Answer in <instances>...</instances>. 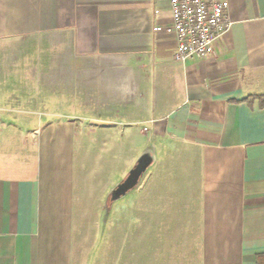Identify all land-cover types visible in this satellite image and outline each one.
Returning <instances> with one entry per match:
<instances>
[{
  "label": "crops",
  "instance_id": "obj_1",
  "mask_svg": "<svg viewBox=\"0 0 264 264\" xmlns=\"http://www.w3.org/2000/svg\"><path fill=\"white\" fill-rule=\"evenodd\" d=\"M225 1L233 26L217 56L182 64L168 0H0V144L9 129L17 141V127L32 129L34 157L33 171L0 175V264H74L86 166L121 160L126 175L147 151L154 161L132 190L135 241L115 260L111 227L105 264H257L264 0ZM36 60L42 89L17 92V70ZM49 105L59 114L47 119Z\"/></svg>",
  "mask_w": 264,
  "mask_h": 264
},
{
  "label": "rangeland",
  "instance_id": "obj_2",
  "mask_svg": "<svg viewBox=\"0 0 264 264\" xmlns=\"http://www.w3.org/2000/svg\"><path fill=\"white\" fill-rule=\"evenodd\" d=\"M20 64V59H17L16 67H20ZM41 72H43V69L40 60H36L34 63L29 64L26 71H22V73L17 70V92H19L21 88L24 91L30 90L31 88L32 91L39 93L42 87V82L40 83ZM32 75H35V77L33 80H30ZM22 78H26L27 80L23 81ZM21 84H24V86ZM54 99H57L56 96ZM52 104H55V102ZM55 108L56 106L49 105L47 111L42 110L39 114L47 119L53 118L59 114V111H56ZM66 114L73 116L74 113L69 110ZM16 115L21 116L23 114L17 112ZM26 116L32 117L30 115H25V117ZM30 130L26 127H17V134L21 137L18 141L13 137L12 129H9V132L5 133V135H1L5 139L4 143L0 144V175L9 176L14 171H20L17 169L22 166H25V171H33L34 164L32 162L34 157H32L31 154L33 150H31L29 140H27L28 135L30 137ZM81 130L87 131V136H92L91 131L94 132L96 130V134H98L103 129L85 128ZM21 131L22 133H19ZM88 131H90V133ZM26 142L28 145L25 146ZM94 148L96 149V154H98V150L102 149L103 145L101 143H96ZM81 156L82 153L80 157ZM28 157L30 161L28 166H26V159ZM136 163L131 168H129L131 164L129 163L128 173L126 175L125 173L127 171L124 169V163H121V160L117 162L114 161L111 165V163L96 156L90 163V171H87L89 169V164L86 166V171H84L83 175L84 183L81 186L82 190L78 202L79 207L76 208L75 213L74 264H105L104 242L105 236L106 238L109 237L111 227L112 253H114V251L116 253V258L113 256L115 260L119 259L118 249H120V243L124 245L125 248L128 247L131 241L134 243V194H132L134 190L128 193H131V196L123 200L124 202H122V204H119V201L122 199L113 202L110 197L112 191L119 183L126 179ZM95 169L101 171H94ZM83 170L84 168H82L81 163H77L76 171L81 174ZM109 174L113 175L111 180L113 182L116 180L115 184L113 182V184L102 182ZM115 239L118 241L116 244L114 243ZM114 259H112L111 264H115Z\"/></svg>",
  "mask_w": 264,
  "mask_h": 264
},
{
  "label": "built area",
  "instance_id": "obj_3",
  "mask_svg": "<svg viewBox=\"0 0 264 264\" xmlns=\"http://www.w3.org/2000/svg\"><path fill=\"white\" fill-rule=\"evenodd\" d=\"M172 32L177 39L175 60L186 63L195 57H216V42L233 22L225 0H168ZM158 30V29H155Z\"/></svg>",
  "mask_w": 264,
  "mask_h": 264
},
{
  "label": "water",
  "instance_id": "obj_4",
  "mask_svg": "<svg viewBox=\"0 0 264 264\" xmlns=\"http://www.w3.org/2000/svg\"><path fill=\"white\" fill-rule=\"evenodd\" d=\"M154 157L150 151L143 153L135 167L129 172L126 179L119 183L111 193V200L113 202L119 201L125 197L129 192L134 190L139 184L143 175L147 172L148 168L152 165Z\"/></svg>",
  "mask_w": 264,
  "mask_h": 264
},
{
  "label": "trees",
  "instance_id": "obj_5",
  "mask_svg": "<svg viewBox=\"0 0 264 264\" xmlns=\"http://www.w3.org/2000/svg\"><path fill=\"white\" fill-rule=\"evenodd\" d=\"M257 264H264V254L257 255Z\"/></svg>",
  "mask_w": 264,
  "mask_h": 264
}]
</instances>
